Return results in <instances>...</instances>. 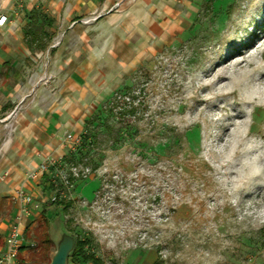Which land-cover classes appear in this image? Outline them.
Here are the masks:
<instances>
[{"label": "rangeland", "instance_id": "374dc122", "mask_svg": "<svg viewBox=\"0 0 264 264\" xmlns=\"http://www.w3.org/2000/svg\"><path fill=\"white\" fill-rule=\"evenodd\" d=\"M194 15L94 102L62 158L23 171L45 214L19 264L51 260L42 242L62 229L103 264H264V0H198Z\"/></svg>", "mask_w": 264, "mask_h": 264}, {"label": "crops", "instance_id": "0c3cea01", "mask_svg": "<svg viewBox=\"0 0 264 264\" xmlns=\"http://www.w3.org/2000/svg\"><path fill=\"white\" fill-rule=\"evenodd\" d=\"M197 2L0 0V14L8 17L0 27V118L13 116L27 97L23 112L6 117L11 131L0 143V174L9 173L5 181H0V249H5L11 225L19 222L24 243L16 264L27 249L37 246L27 233L45 214L40 205L43 200L38 199L42 193L39 182L27 179L23 171L37 167L47 158H62L67 149L66 135L77 134L94 102L110 94L109 90L119 85L117 80L132 66L185 34ZM39 10L54 21L49 28L52 39L44 50L31 51L25 44L24 32L29 14ZM42 74V81L37 83ZM26 75L30 77L28 85L23 80ZM47 88L54 93L48 96L43 92L45 109L39 115L32 108L37 96ZM20 189L30 196L31 202L17 196ZM49 238L54 244V236ZM152 262L148 254H141L133 264ZM70 264L93 262L78 257ZM124 264L130 263L126 260Z\"/></svg>", "mask_w": 264, "mask_h": 264}, {"label": "trees", "instance_id": "16d2710c", "mask_svg": "<svg viewBox=\"0 0 264 264\" xmlns=\"http://www.w3.org/2000/svg\"><path fill=\"white\" fill-rule=\"evenodd\" d=\"M53 19L49 17L46 13H39L38 11H32L29 14V23L25 28L24 32V41L27 47L31 51L35 50H44L49 42L52 39V35L49 31V28L53 25ZM115 100V97H114ZM114 104V103H112ZM128 112H133L129 110ZM66 159V157H64ZM76 178L71 177V182ZM52 241L50 238H46L42 242L40 251L44 252L46 245H51ZM88 242L86 240H80L76 238V244L73 253L70 255L68 264L73 260H76L78 257L83 258L84 260H90L93 264H103V261L96 257L95 255H89L87 253ZM22 250V249H21ZM39 260L35 261L33 259L32 264H49L50 260L46 253L39 254Z\"/></svg>", "mask_w": 264, "mask_h": 264}, {"label": "built area", "instance_id": "2783aa9c", "mask_svg": "<svg viewBox=\"0 0 264 264\" xmlns=\"http://www.w3.org/2000/svg\"><path fill=\"white\" fill-rule=\"evenodd\" d=\"M8 17L0 14V27H3L7 23ZM3 120L0 119V123ZM72 144L77 143V139L69 135ZM9 176V173L3 172L0 174V181H5ZM37 175L33 174L32 178H36ZM17 196L26 203L31 202L30 196L24 193L22 190L17 191ZM24 243V237L22 235L21 226L19 222H15L11 225L9 232L5 239V249H0V264H16V260L20 249Z\"/></svg>", "mask_w": 264, "mask_h": 264}, {"label": "water", "instance_id": "95a60500", "mask_svg": "<svg viewBox=\"0 0 264 264\" xmlns=\"http://www.w3.org/2000/svg\"><path fill=\"white\" fill-rule=\"evenodd\" d=\"M58 240L54 237L56 250L49 264H68L70 255L73 253L76 237L62 229L58 232Z\"/></svg>", "mask_w": 264, "mask_h": 264}, {"label": "bare ground", "instance_id": "6f19581e", "mask_svg": "<svg viewBox=\"0 0 264 264\" xmlns=\"http://www.w3.org/2000/svg\"><path fill=\"white\" fill-rule=\"evenodd\" d=\"M239 70V69H238ZM245 72V71H244ZM257 74V73H256ZM229 83V82H228ZM237 83V82H236ZM235 86V85H234ZM237 88V87H236ZM198 89V88H197ZM244 89V88H243ZM255 95V94H254ZM259 95V94H258ZM257 95V96H258ZM259 97V96H258ZM228 98V97H227ZM257 99V98H256ZM262 100V99H261ZM230 102V101H229ZM245 102V101H244ZM258 105V104H257ZM243 111V110H242ZM241 136V135H240ZM234 146V145H233Z\"/></svg>", "mask_w": 264, "mask_h": 264}]
</instances>
